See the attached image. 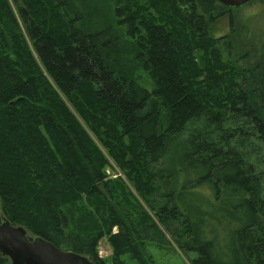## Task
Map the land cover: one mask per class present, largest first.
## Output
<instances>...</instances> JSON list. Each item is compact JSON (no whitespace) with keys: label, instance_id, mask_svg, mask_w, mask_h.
I'll return each mask as SVG.
<instances>
[{"label":"trees","instance_id":"obj_1","mask_svg":"<svg viewBox=\"0 0 264 264\" xmlns=\"http://www.w3.org/2000/svg\"><path fill=\"white\" fill-rule=\"evenodd\" d=\"M233 10L0 0V223L94 264L105 237L110 264H145L167 236L190 264H264V35Z\"/></svg>","mask_w":264,"mask_h":264},{"label":"rangeland","instance_id":"obj_2","mask_svg":"<svg viewBox=\"0 0 264 264\" xmlns=\"http://www.w3.org/2000/svg\"><path fill=\"white\" fill-rule=\"evenodd\" d=\"M232 14L234 15L233 20L235 22H239L238 19H243L244 17L254 20L255 22L252 21V25L257 26L260 32L263 33L262 35H264V0H253L248 6L233 10L231 12V15ZM227 18L228 17H224L221 20H218L211 29V33L215 37H221L229 33ZM142 78L145 82L144 86L150 90L151 87L145 80L146 76H142ZM105 174L107 178L112 181L121 180V183L125 186L126 180L124 176L120 170L115 165H113V163H110V166L106 169ZM82 203L83 201L80 204ZM94 220L95 215L88 204L77 205L72 209L70 230L77 234H83L85 233L87 227H89V225H91ZM112 232L115 233L116 228H113ZM167 238L169 240V246L164 248H158V246H156L154 243H149L143 246L142 249L139 248L144 260L146 261L145 264H190L191 257L189 258L188 255H185L183 251H181L174 244L172 239H169L168 236ZM97 255L101 259L107 261L108 264L111 263L113 251L108 242V237H105L99 241ZM122 261H124L126 264H140L136 260L131 259L129 256L122 257Z\"/></svg>","mask_w":264,"mask_h":264},{"label":"water","instance_id":"obj_3","mask_svg":"<svg viewBox=\"0 0 264 264\" xmlns=\"http://www.w3.org/2000/svg\"><path fill=\"white\" fill-rule=\"evenodd\" d=\"M227 9H239L252 0H215ZM0 256L10 264H94L89 257L64 251L52 243L31 236L21 226H13L4 217L0 223Z\"/></svg>","mask_w":264,"mask_h":264}]
</instances>
